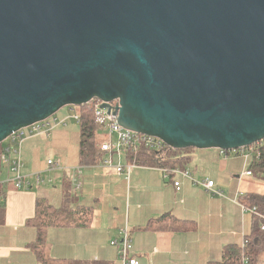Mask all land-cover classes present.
Segmentation results:
<instances>
[{
    "label": "water",
    "instance_id": "water-1",
    "mask_svg": "<svg viewBox=\"0 0 264 264\" xmlns=\"http://www.w3.org/2000/svg\"><path fill=\"white\" fill-rule=\"evenodd\" d=\"M94 99L170 149L264 140V0H0V143Z\"/></svg>",
    "mask_w": 264,
    "mask_h": 264
},
{
    "label": "crops",
    "instance_id": "crops-1",
    "mask_svg": "<svg viewBox=\"0 0 264 264\" xmlns=\"http://www.w3.org/2000/svg\"><path fill=\"white\" fill-rule=\"evenodd\" d=\"M73 113L75 107H63L54 118L64 119V124L57 123L49 134L23 141L20 154L22 175L28 183L25 187L16 188L0 163V181L6 182L0 197L4 204L0 264H37L28 247L36 238V229L27 221L35 214L38 198L56 208L84 206L91 210L87 226L48 228L46 238L53 258L121 264L118 248L110 242L126 229L132 241L131 255L142 264H208L221 258L225 245H241L251 234L255 213L242 209L239 198L264 196L263 146L226 153L215 148L184 152L192 179L182 178L180 190H176L172 178L165 179L159 167L140 164L131 167L128 176L125 171L118 173L116 165L130 162L126 152L102 150L97 163L81 164L80 130ZM99 135L101 143L109 138L101 128ZM49 150L51 156H47ZM258 152L260 169L252 167ZM50 159L58 166L49 168ZM107 159H111L110 165L104 163ZM205 179L212 180L220 194L205 188L201 184ZM174 219L188 226L179 228Z\"/></svg>",
    "mask_w": 264,
    "mask_h": 264
},
{
    "label": "trees",
    "instance_id": "trees-1",
    "mask_svg": "<svg viewBox=\"0 0 264 264\" xmlns=\"http://www.w3.org/2000/svg\"><path fill=\"white\" fill-rule=\"evenodd\" d=\"M76 113L79 116V157L80 163L83 165H92L100 160L102 150L100 148L101 137L99 135L100 127L95 123L92 103L76 107ZM253 145H257L254 143ZM250 145L248 147H252ZM264 148V147H263ZM193 148L182 150L170 149L163 156L154 155L145 148H141L137 153L140 157V164L151 167H166L186 169L185 164L188 157L184 156V152H188ZM128 155L129 152H126ZM134 155L129 156L132 161ZM264 160V154H262ZM259 152L254 157L252 167L260 169ZM1 172V169H0ZM260 172V171H258ZM4 193L3 184L0 183V197ZM240 203L246 208L255 206L256 215L254 214L253 228L249 236L245 238V244H227L223 247L221 258L219 260L210 261L208 264H264V196L259 195H241ZM91 210L89 207L79 206L71 209L66 205L61 207H53L43 198L36 200V211L33 217L28 219L27 223L36 229V238L28 244L29 249L33 252L37 264H102L91 263L77 259H60L53 258L49 254V245L46 233L51 226H87L90 222ZM162 218V217H161ZM175 222H178L174 219ZM4 221V204L0 203V223ZM153 224V223H152ZM152 224L148 226H152ZM154 225V224H153ZM179 228L187 227L185 222H178Z\"/></svg>",
    "mask_w": 264,
    "mask_h": 264
},
{
    "label": "built area",
    "instance_id": "built-area-1",
    "mask_svg": "<svg viewBox=\"0 0 264 264\" xmlns=\"http://www.w3.org/2000/svg\"><path fill=\"white\" fill-rule=\"evenodd\" d=\"M90 103H92L95 123L101 129L107 131L109 137L107 141L100 144L101 150L109 153L129 152L130 155H134V159L127 165L124 166L118 164L115 166V170L118 173L125 171V174L128 176L131 167L140 165L137 153L142 147L154 155L159 156L165 155L169 150V147L157 137L134 132L121 127L117 122V116L113 113L114 106L116 104L115 101L110 102V109L107 107H101L102 101L97 99L92 100ZM71 117L77 124H79V116L77 113H73ZM57 123L64 124L65 121L64 119L58 120L52 116L44 121L37 122L13 132L9 137L0 143V163L5 166L7 173L11 175V181L16 188L25 187L28 184L22 175L24 163L21 158L20 150L23 141L30 136L49 134ZM113 135H115V141L111 140ZM257 145L264 147V140L257 142ZM221 152L226 153L227 150H221ZM104 163L110 165L111 159L105 160ZM47 164L49 168L58 166V163L52 161L51 159L47 161ZM160 170L162 171L165 179L172 178L171 181L176 190H180L182 178L192 179L188 169L161 167ZM246 173L251 174V171H247ZM0 183L3 184L6 182L0 181ZM201 184L208 190L220 194V190L214 188V182L212 180L205 179L201 182ZM241 207L244 210L246 209L256 213L255 206L246 208L241 204ZM258 215L264 218V216L260 214ZM261 228L264 229V225H262ZM110 244L118 248V257L121 264H142L137 257L131 255L132 241L126 229H122L120 231L119 238L113 239ZM243 244H245V240Z\"/></svg>",
    "mask_w": 264,
    "mask_h": 264
},
{
    "label": "rangeland",
    "instance_id": "rangeland-1",
    "mask_svg": "<svg viewBox=\"0 0 264 264\" xmlns=\"http://www.w3.org/2000/svg\"><path fill=\"white\" fill-rule=\"evenodd\" d=\"M65 109L66 108H68V106H66V107H64ZM76 108V107H75ZM56 115V114H55ZM112 139H113V141L115 140V135H113V137H112ZM47 156H51V151L49 150L48 151V155ZM43 160H45L46 159V155L43 153V158H42ZM5 169V168H4ZM4 169H2V171H6V170H4ZM121 263V262H120Z\"/></svg>",
    "mask_w": 264,
    "mask_h": 264
}]
</instances>
